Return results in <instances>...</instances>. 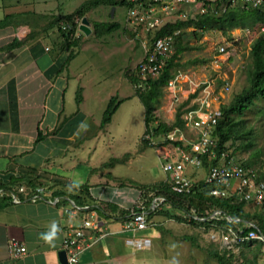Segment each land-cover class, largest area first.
<instances>
[{"label": "crops", "instance_id": "crops-1", "mask_svg": "<svg viewBox=\"0 0 264 264\" xmlns=\"http://www.w3.org/2000/svg\"><path fill=\"white\" fill-rule=\"evenodd\" d=\"M54 11L47 0H0V264H63L59 253L68 229L63 208L80 205L78 196L105 221L92 232L81 264H156L158 233L153 241L124 228L130 209L144 199L136 184L143 183L119 180L115 166L106 164L109 153L115 156L119 136L112 120L101 131L87 126L97 124L87 106L89 85L66 68L72 60L61 34H52ZM103 134L109 138L100 148ZM122 151L117 150L119 156ZM16 178L21 185L14 184ZM34 179L46 188L40 195L30 193L28 180ZM157 214L148 213L149 218ZM53 221L59 231L46 243L41 233ZM133 238L148 239V253L128 245ZM12 239L26 245L24 257L10 256Z\"/></svg>", "mask_w": 264, "mask_h": 264}, {"label": "rangeland", "instance_id": "rangeland-1", "mask_svg": "<svg viewBox=\"0 0 264 264\" xmlns=\"http://www.w3.org/2000/svg\"><path fill=\"white\" fill-rule=\"evenodd\" d=\"M88 1L90 0H47V6L53 7L56 15L71 14ZM113 7L105 4L95 7L87 13L88 18L90 22H117L121 28L102 37H97L94 32L86 35L78 29L76 57L66 68L69 66L70 72L80 77L79 83L89 85L87 106L95 115L94 120L97 122V124L87 123L91 130L97 126L101 131L102 126L104 127L102 120L107 109L114 104L115 99L121 102L118 111L113 116L114 124L111 128L121 138L115 139L118 143L113 150L115 156L109 153V158L106 159V163L113 159H120L117 162L114 161L113 173L118 176L116 178L119 180L128 178L133 180V184L143 183H136L138 186L164 181L167 176L162 168L160 156L165 151H174L175 146L166 147L162 142L163 138L158 137L157 139L153 133H146L144 106L136 95L135 83L132 84L128 77L129 74L134 73L136 66L143 59L144 50L141 42L127 27L128 7L126 5L115 6L114 17H112ZM251 14V12L245 13L246 17L252 16ZM234 28L209 30L202 34L199 28L190 27L188 29V31L198 29L199 37L197 39L191 37L189 39L191 48L182 52L177 59L180 66L176 67L175 87H163L160 105L156 110L160 121L173 122L179 105L188 98L190 91L199 83L209 82L220 89L224 83L229 82L230 90L223 98L224 105L233 101L234 96L244 89L248 83V70L252 65V43L262 29L260 24L254 23L253 20H247L243 25ZM54 32L56 36L59 35L56 28L52 29V34ZM221 46L227 47L226 52H220ZM66 68L64 70H67ZM72 94L76 101L79 100L75 91L72 93L71 90L69 95ZM235 119L238 124L243 121L245 129L252 128L253 143L256 151L260 153L257 165L262 164L261 171L264 172V97L259 98L258 104L253 109L245 111L243 115L236 114ZM151 130L154 131V125ZM181 131H184L187 138H196L199 134V131L193 128ZM147 135L151 137L148 145L142 141V138L146 139ZM110 136V139H114L113 134ZM176 137H180L178 132H176ZM108 138L106 134L101 136L98 142L100 148L105 146L102 142ZM105 143L107 144L108 141ZM231 143L232 141L229 140L227 145ZM239 145L240 140L237 139L234 147ZM117 150L125 151H122L123 153L119 156ZM257 152L253 151L254 158H257ZM249 157L250 152L247 149L244 152L238 151L235 155L239 161L248 160ZM188 175L198 180L206 177V169H201L199 172L191 167ZM245 209L257 210V213L264 212L263 209H257L248 204ZM170 211L173 216L161 213L157 216L151 215L148 228L139 232L153 241L158 233V238L155 239L158 247L154 255L156 264H218L217 260L211 256L214 250L226 253L227 258H231V264H264V239H261L263 240L261 243L258 241L241 242L228 233L224 227L215 225L213 222L203 223L204 220L193 214V211L191 215L194 221L190 218L185 220L187 215L179 210ZM160 222L161 224L158 225ZM226 239L229 241L225 243Z\"/></svg>", "mask_w": 264, "mask_h": 264}, {"label": "built area", "instance_id": "built-area-1", "mask_svg": "<svg viewBox=\"0 0 264 264\" xmlns=\"http://www.w3.org/2000/svg\"><path fill=\"white\" fill-rule=\"evenodd\" d=\"M126 2L128 7L127 27L133 31L144 50V57L133 73L138 79L135 87L141 91H146L149 88V79H155L163 72L167 60L172 57L175 51V36L180 33V30L161 36L157 35L169 23L188 20L189 17L196 18L195 15L198 13L220 16L230 13L235 6L240 9L264 4V0H126ZM188 12L192 16H189ZM220 51L224 52L225 47H221ZM176 76L177 74L166 85L168 88L175 87ZM229 89L228 83L219 89L209 82H203L190 91L187 99L198 92V96L191 101L195 107L184 113L182 117L184 128H177L163 136L162 142L169 141L165 146L173 145L175 150L165 151L160 156L162 168L173 191L190 193L197 180L188 175V170L191 167L192 169L202 168L204 166L203 156H207L208 159L218 158V163L211 165L207 170L206 177L201 178L210 186L209 193L217 197H233L235 200L243 201L245 205L261 207L264 204V180L260 179L258 169L255 166L242 165L235 156H231L227 151H222L220 154L217 151L218 140L215 131L223 118V98L226 97ZM187 128L188 130L191 128L198 130V136L187 138L184 131H181L182 129L186 131ZM176 132L180 137H176ZM146 139L151 141V137L148 135ZM176 140L184 142V145L188 144V148L174 145L173 141ZM43 192L44 189L40 187L34 194ZM164 200L163 196L155 197L151 202V207L153 209L159 207ZM63 210L68 222L63 249L67 252L69 264H81L80 255L90 246L92 232H98L105 221L98 217V213L93 208L87 206L73 204L71 208L64 207ZM82 212L87 214L77 222V218ZM147 213L148 208L145 200L140 199L130 210L129 218L125 220V230L137 232L147 229L149 226ZM220 214L221 211L217 210L211 215V218L219 217ZM229 220L232 219L229 218ZM243 230V227L232 224L227 232L241 242L250 238H263L256 232H250L246 236ZM148 242L146 239L127 240L128 245H134L138 251L143 253L148 250ZM8 248L10 256L15 259H20L28 253L26 245L16 239L9 241Z\"/></svg>", "mask_w": 264, "mask_h": 264}, {"label": "trees", "instance_id": "trees-1", "mask_svg": "<svg viewBox=\"0 0 264 264\" xmlns=\"http://www.w3.org/2000/svg\"><path fill=\"white\" fill-rule=\"evenodd\" d=\"M102 4L114 7L118 5L127 6L126 0H90L81 5L71 14L60 13L59 15L53 16L50 26L56 27L58 32L64 38L63 47H68L70 52L68 62L76 56L75 48L78 45L76 34L79 20L86 16L93 8ZM232 9L234 11L232 10L230 13L221 16L198 13L196 14V18L189 17L188 20H177L176 22L169 23L163 31L158 32L157 35L161 36L163 34L172 33L175 30H180V33L175 36V51L172 57L167 60L163 72L157 78L148 80L149 88L146 91L136 89V95L139 97L145 109L146 133H153L158 139V137L164 138L163 136L168 135L177 128H184V119L182 118L184 113L195 107V104H190V102L193 98L198 96V92L191 95L189 99H186L179 105L173 122L166 123L160 121L156 115V110L159 108L160 100L163 95V87L166 86L171 78L177 74L176 67L180 66V63L177 61L179 55L191 48L189 45V39L191 37H194V39L199 37L198 29L188 31L190 26L199 28L202 34L209 30H226V27L233 28L234 26L243 25L247 20H253L254 23L259 22L260 25H264V5L249 9L244 8L238 10L234 7ZM246 12H251L252 16L246 17ZM92 24L93 32L97 37L110 35L121 28V25L117 22L106 23L94 21ZM130 31L133 33L132 30ZM251 55L252 65L248 70V83L239 94L234 96L233 101L231 100L229 104L222 106L223 118L216 127L215 135L218 140V154L222 151H227L231 156H235L238 151L244 152L245 149L249 150V159L246 161H242L241 159L239 162L248 167L255 166L259 170L260 179L264 180V172L261 171L262 164H260V166L257 165V159L260 156V153L256 151L253 143V130L251 127L245 129V127H243L245 126L243 121H241L240 126L235 119L236 114L243 115L245 111L253 109L254 106L258 104L259 98L264 97V31H262L253 41ZM128 77L132 84L138 81L137 77L132 73L131 75L129 74ZM119 103L120 102L115 99L114 104L110 105L107 109L102 120L104 126L111 122L112 116L119 107ZM258 110H260V108H258ZM151 123L154 125V131L151 130ZM237 139L240 140V145L234 147ZM229 140L232 141L231 145H227ZM142 141L147 145L150 143L148 139L142 138ZM168 142L169 141H165L164 144H168ZM173 143L174 145L184 148H188L189 146L188 144L184 145V142L179 140L173 141ZM253 151L257 152V158L252 156ZM202 159L204 166L196 169V171L200 172L201 169H206V174L210 166L216 165L219 161L218 158L208 159L207 156H203ZM119 160V158L113 159L109 163L112 166L115 165L114 161L117 162ZM109 163L106 164L109 165ZM191 177L194 178L193 176ZM22 182L23 180L21 178L14 179V184L17 183L18 185H21ZM28 182L29 190L32 194L36 192L37 188L41 187V183L39 181L37 182L36 179L28 180ZM139 188L141 189V196L144 197L147 206L151 204L155 197H165V200L160 204L159 209L152 210L149 208V215L158 212L165 214L166 216H173L172 211L170 210H179L187 215L185 220L190 218L194 221L195 219L191 215L193 211V214L198 217L205 218L203 223L210 224V222H213L215 225L217 224L224 227L226 231L232 224H234L243 227L244 235L246 236H248L250 232H256L264 237V212L257 213V210H247L245 209L243 201L235 200L233 197L224 198L211 195L209 193L210 186L203 179L197 180V183L194 184L190 193H178L173 191L169 181L166 179L152 184L140 185ZM78 197H76L77 203L84 205L86 203V198L82 199L81 196ZM10 198H12V196ZM63 200L66 201L64 197ZM255 208L264 210V204H262L261 207L258 206ZM217 210L221 211L220 216L211 218V215ZM228 217L232 218V220H229ZM178 218L183 219L182 217ZM257 241L261 243L263 240L250 238L246 239L245 243ZM211 256L217 260L218 264H231V258H227L226 253H223L222 251L214 250L211 252Z\"/></svg>", "mask_w": 264, "mask_h": 264}, {"label": "clouds", "instance_id": "clouds-1", "mask_svg": "<svg viewBox=\"0 0 264 264\" xmlns=\"http://www.w3.org/2000/svg\"><path fill=\"white\" fill-rule=\"evenodd\" d=\"M264 4H262V6H263ZM261 5H259V6H256V7H260ZM245 7H243V8H240V9H238V10H241V9H244ZM249 8H255V7H249ZM249 8H246V9H249ZM234 11V10H233ZM87 16V15H86ZM221 16V15H220ZM90 21V20H89ZM79 23H81V20H79ZM92 23V22H91ZM259 24V23H258ZM80 25V24H79ZM79 25H78V29H79ZM93 25V24H92ZM190 27H194V26H190ZM189 27V28H190ZM235 27V28H234ZM233 28L234 29H236V26H234ZM92 28V27H91ZM188 28V29H189ZM260 28L262 29V30H260V33L262 32V31H264V25H260ZM93 30V29H92ZM93 32V31H92ZM221 47H225V46H221ZM220 47V48H221ZM226 49H227V47H225V51L224 52H226ZM221 52V51H220ZM219 52V53H220ZM221 53H223V52H221ZM229 84V86H230V83L229 82H226V83H224L223 85H222V87L225 85V84ZM230 90V89H229ZM228 93V92H227ZM226 93V94H227ZM148 134H150V133H148ZM145 139V138H144ZM258 173H259V170H258ZM263 180V179H262ZM40 195V194H39ZM81 206H86V205H81ZM135 206V205H134ZM133 206V207H134ZM244 206H246L245 205V203H244ZM132 207V208H133ZM91 208V207H90ZM131 210V209H130ZM129 215H130V211H129ZM129 218V217H128ZM127 218V219H128ZM58 231H59V227H58V225H57V223L55 222V221H53L52 223H51V225H50V229H49V231H47V232H44V233H41V239L42 240H44L46 243H51L52 242V240L53 239H55L56 238V236H57V233H58ZM134 239V238H133ZM146 240H148V239H146ZM149 241V240H148ZM149 243V242H148ZM134 246V245H133ZM149 246H150V243H149ZM87 249V248H86ZM85 249V250H86ZM64 250V249H63ZM64 251H66V250H64ZM148 251H149V247H148V250H147V252L146 253H148ZM142 252V251H141ZM67 253V252H66ZM82 254V253H81ZM81 256V255H80ZM67 259H68V255H67ZM81 263V262H80ZM68 264H69V262H68Z\"/></svg>", "mask_w": 264, "mask_h": 264}, {"label": "water", "instance_id": "water-1", "mask_svg": "<svg viewBox=\"0 0 264 264\" xmlns=\"http://www.w3.org/2000/svg\"><path fill=\"white\" fill-rule=\"evenodd\" d=\"M114 11H115V7H113V11H112V17H114ZM79 29L85 33L86 35H90L92 33V28H91V22L89 21L88 17L87 16H84L82 19H81V23L79 25ZM59 257H60V260L63 264H68V259H67V253L66 251H61L59 253Z\"/></svg>", "mask_w": 264, "mask_h": 264}, {"label": "bare ground", "instance_id": "bare-ground-1", "mask_svg": "<svg viewBox=\"0 0 264 264\" xmlns=\"http://www.w3.org/2000/svg\"><path fill=\"white\" fill-rule=\"evenodd\" d=\"M237 5H240V4H237ZM241 5H243V3H241ZM234 8L236 9V6H235ZM188 14H189V16H192V14H191L190 12H188ZM195 16H196V15H195ZM258 23H259V22H258ZM166 179H167V177H166ZM137 202H138V201H137ZM137 202H136V203H137ZM145 204H146V202H145ZM151 205H152V204H150L149 206H147V204H146V206H147V208H148V213H149V208L152 209V210H155V209H159V207H160V206H159V207L153 209V208L151 207ZM148 213H147V217H148V221H149V215H148ZM202 219L205 220V218H202ZM231 219H232V218H231ZM149 224H150V222H149ZM141 231H143V230H141ZM137 232H139V231H137ZM252 239H253V238H252ZM257 239H259V238H257ZM260 239H264V237H263V238H260ZM228 241H229V240L226 239V240H225V243L228 242ZM233 243H236V242L233 241Z\"/></svg>", "mask_w": 264, "mask_h": 264}]
</instances>
